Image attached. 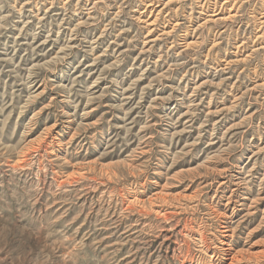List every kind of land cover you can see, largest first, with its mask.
Returning a JSON list of instances; mask_svg holds the SVG:
<instances>
[{
  "label": "rangeland",
  "instance_id": "374dc122",
  "mask_svg": "<svg viewBox=\"0 0 264 264\" xmlns=\"http://www.w3.org/2000/svg\"><path fill=\"white\" fill-rule=\"evenodd\" d=\"M262 46L264 0H0V264H264Z\"/></svg>",
  "mask_w": 264,
  "mask_h": 264
},
{
  "label": "bare ground",
  "instance_id": "6f19581e",
  "mask_svg": "<svg viewBox=\"0 0 264 264\" xmlns=\"http://www.w3.org/2000/svg\"><path fill=\"white\" fill-rule=\"evenodd\" d=\"M216 5H217V4H215V6H214V12H215V13H213L214 15H218V14L220 13V12H216L217 9H215V8L218 7V6L216 7ZM224 5H225V2L221 4V7H223ZM221 7H220V8H221ZM221 9H222V8H221ZM176 24H177V23H176ZM235 47H236L238 50H241L242 48H244V42H243V43H239V44H237ZM262 47H264V46H262ZM247 56H248V55H247Z\"/></svg>",
  "mask_w": 264,
  "mask_h": 264
}]
</instances>
